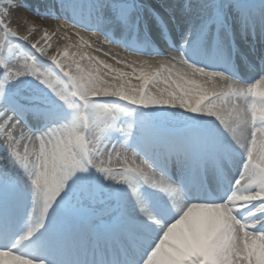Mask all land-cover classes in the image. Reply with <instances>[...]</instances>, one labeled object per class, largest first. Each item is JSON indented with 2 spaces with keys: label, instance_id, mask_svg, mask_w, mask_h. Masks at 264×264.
<instances>
[{
  "label": "snow or ice",
  "instance_id": "6c2138e0",
  "mask_svg": "<svg viewBox=\"0 0 264 264\" xmlns=\"http://www.w3.org/2000/svg\"><path fill=\"white\" fill-rule=\"evenodd\" d=\"M0 264H264V0H0Z\"/></svg>",
  "mask_w": 264,
  "mask_h": 264
},
{
  "label": "bare ground",
  "instance_id": "6f19581e",
  "mask_svg": "<svg viewBox=\"0 0 264 264\" xmlns=\"http://www.w3.org/2000/svg\"><path fill=\"white\" fill-rule=\"evenodd\" d=\"M28 2H30V3H35V0H28ZM18 18V19H17ZM24 18H26L27 19V21H28V25H26L25 23H24ZM30 21H29V20ZM43 22H41V21H39V22H41V23H44V22H46V20L44 21V20H42ZM48 22H50L49 24L51 25V26H55V21H53V20H47ZM18 22V24H19V27H20V30L21 31H25L26 30V27H28V26H33V27H36V28H38V29H40V24L39 23H37L38 21H36V20H33L32 18H31V16H30V14L26 11V10H23V9H21L18 13H14V23H17ZM37 38H39V36H37Z\"/></svg>",
  "mask_w": 264,
  "mask_h": 264
},
{
  "label": "rangeland",
  "instance_id": "374dc122",
  "mask_svg": "<svg viewBox=\"0 0 264 264\" xmlns=\"http://www.w3.org/2000/svg\"><path fill=\"white\" fill-rule=\"evenodd\" d=\"M29 14H30V16H31V18L33 19V20H36V21H38L37 23H39L40 24V29L42 30V28L44 27V26H47V27H49V28H52V27H54V26H51L49 23L50 22H48V21H46V22H44V23H41V22H43L42 20L43 19H41V18H39V17H35V16H33L32 15V13H30V12H28ZM29 20V19H28ZM30 21V20H29ZM39 21H41V22H39Z\"/></svg>",
  "mask_w": 264,
  "mask_h": 264
}]
</instances>
